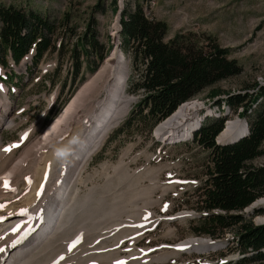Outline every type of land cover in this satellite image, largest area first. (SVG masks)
<instances>
[{"label": "rangeland", "instance_id": "rangeland-1", "mask_svg": "<svg viewBox=\"0 0 264 264\" xmlns=\"http://www.w3.org/2000/svg\"><path fill=\"white\" fill-rule=\"evenodd\" d=\"M10 1L24 7H32L40 12L57 15L71 8L75 15L74 20L78 22L77 32L82 30V19L87 16L96 2V0H0L5 3ZM121 1L122 4L127 1L131 6L133 0ZM99 2L100 7L93 12V16L96 20L98 40L105 47L110 44L111 49L113 46L111 50L109 49L108 55L106 54L108 57L115 50V43L119 39L118 31L114 28L115 22L119 20L111 9L110 0H99ZM142 4L145 14L162 18L167 22L168 29L165 38L178 29H188L202 38L210 34L220 45L228 47L229 56L235 57L242 69L235 75L217 81L213 85L216 88L222 89L223 92L237 91L243 86H250L255 80L264 82V0H149L146 4L142 1ZM114 31L116 37L112 34ZM74 36L73 34L70 37L68 43L73 41ZM121 51L129 70L125 92L132 99L128 105V113L140 91L127 90L128 82L134 76V72L130 64L129 52L122 47ZM98 64L92 68L82 65V76L76 81L71 92H69L71 83L66 79L64 84L62 82L70 65L67 58L60 59L58 65L53 54H47L36 66L31 65L29 58L12 65L15 72L14 83L6 82V85L0 81L3 84H0V91L4 89L7 93L3 94L5 95L3 97L8 99L10 106L8 111L2 109L1 114L14 119L12 126L3 127L1 130L0 160L18 157L22 148L8 151L5 149H10L12 143L13 145L20 144L23 141L21 140L22 133L30 129H33V134L29 135L27 143L35 140L66 106L80 85L102 63ZM8 72H10L8 67L0 66L1 75L6 76ZM209 88L202 89L192 97L193 100L203 103L204 107L198 111L199 115L203 118L209 113L211 115L220 114L226 116V122L236 119L241 121L240 117L244 116H238L236 111H232L225 104L221 103L220 106L214 104L215 98L223 97L224 93L220 92L210 98ZM50 113L53 116L49 121L57 114L45 125L44 122ZM127 113L111 127L99 151L97 150L92 155L84 168L85 171H82V183L76 189L82 196L86 191L90 196L95 195L96 202L91 207L97 206L99 201L107 196V203L118 209L121 221H137L141 219L143 213L148 214L147 219H144L148 222L145 227L137 229L136 233L139 237L136 235V239H129L135 227H122H128L127 233L124 232V236L117 238L119 245L117 254L115 253L113 258H128L127 256H131L130 253L135 254L137 250H145L146 252L143 253L148 258L149 264H201L202 262L218 264L220 259H235L238 252L232 247L231 230H225L220 236L211 237L207 234L196 233L190 227L193 224L192 220L198 215L194 207L197 197L196 185L205 174L203 165L207 150L191 141V132L188 135L190 137L182 140L160 142L154 136L155 127L162 122H159L160 120L149 130L145 125H138L139 123L133 121L131 127L120 131V125L127 117ZM216 141L218 142L217 139ZM261 148L264 149V140L261 142ZM263 161L264 154L251 160L253 164ZM108 174L111 178L107 177ZM109 181L111 184L104 188L103 185L110 183ZM106 191L109 192L102 195ZM258 209L254 213V210L247 212L243 208L241 212L250 216L253 222H257L258 218L264 219V209L262 207ZM180 212L190 213V215L173 217L174 214ZM102 214L97 211V217ZM82 218L77 217L76 221ZM144 220L142 222H145ZM125 224L132 225L133 223ZM111 225L112 223H107L105 229ZM89 226V230L86 229L89 237H86L85 243L83 242V248L94 244L93 249L97 251L115 246V239L112 237L95 244L99 237L98 233L101 232L92 225ZM191 238L208 241L210 239L214 241L211 245L215 247L201 251L173 249V245ZM61 241H64L62 237L57 238L58 243ZM131 241H133L132 245ZM97 256L89 258L102 263L105 261Z\"/></svg>", "mask_w": 264, "mask_h": 264}, {"label": "trees", "instance_id": "trees-1", "mask_svg": "<svg viewBox=\"0 0 264 264\" xmlns=\"http://www.w3.org/2000/svg\"><path fill=\"white\" fill-rule=\"evenodd\" d=\"M110 1L115 12L117 0ZM142 1L146 4L149 0H133L131 6L125 1L119 12V50L122 47L129 52L134 72L127 90L140 91L120 131L131 127L133 121L149 130L206 87H210L208 94L213 98L223 92L213 85L242 69L240 62L229 56L228 47L210 34L202 38L194 31L178 29L165 38L167 22L145 14ZM99 7L96 0L82 19V30L77 32L78 22L71 8L57 15L12 1L0 2V66L10 70L6 76L0 74V80L14 83L11 63L18 64L24 55L30 54V63L36 66L45 55L53 54L58 65L63 57L70 63L62 82L66 79L71 83V92L82 76V65L92 68L103 63L110 49V44L105 47L97 37L93 12ZM73 34V41L68 43ZM223 93L214 104H225L244 116L247 132L234 141L217 143L226 122V116L220 114L205 115L192 131L191 141L207 153L205 174L196 185L194 207L198 215L190 227L211 237L232 231V247L240 255L219 264H264V222L254 223L241 212L264 197V161L251 162L264 154V82L255 80L250 86ZM51 113L45 125L58 112L49 121Z\"/></svg>", "mask_w": 264, "mask_h": 264}, {"label": "bare ground", "instance_id": "bare-ground-1", "mask_svg": "<svg viewBox=\"0 0 264 264\" xmlns=\"http://www.w3.org/2000/svg\"><path fill=\"white\" fill-rule=\"evenodd\" d=\"M114 28L118 30L117 21ZM112 34L116 37L115 31ZM115 46V50L80 85L66 106L35 140L27 143L29 135L33 134V129H30L24 132V138L21 136L23 141L20 144L10 145V150L22 148L18 157L0 160V264H111L116 260L113 257L118 250L117 238L124 236L128 227H135L134 231L129 229L133 233L128 237L134 240L138 236L137 229L147 224L148 220H144L147 219L146 212L137 221H121L118 209L107 203V196L97 206L91 207L96 202L95 195L90 196L86 191L82 196L76 191L82 183L85 166L102 145L111 127L127 113L132 99L125 92L128 64L119 50V44ZM3 94H7L4 89L0 91V146L2 128L14 124V119L1 114L2 109H10ZM203 107V103L197 100L181 104L169 117L156 124L155 138L165 143L190 137L192 128L202 119L198 111ZM243 129V120L227 121L217 140L228 141ZM107 177L111 178V175ZM108 184L111 182L103 187ZM256 207L264 209V197L244 209L251 212ZM96 210L103 214L97 217ZM182 214L178 215L181 217ZM80 216L82 220L76 221ZM107 223L112 225L105 229ZM89 225L101 232L95 244L112 237L115 246L97 251L93 249L94 244L83 248V242L89 237L86 231ZM59 237L64 241L58 243ZM210 241L191 238L176 245L183 250L201 251L215 247L211 245L214 241ZM144 251L130 253L128 258H122V264H149ZM93 256L102 257L107 262L91 260L89 257Z\"/></svg>", "mask_w": 264, "mask_h": 264}, {"label": "water", "instance_id": "water-1", "mask_svg": "<svg viewBox=\"0 0 264 264\" xmlns=\"http://www.w3.org/2000/svg\"><path fill=\"white\" fill-rule=\"evenodd\" d=\"M122 7V1L121 0H117V9L115 11V16L118 17L119 19V12H120V9ZM119 31V22H118V30ZM118 45L119 44V39H117V43H115V45ZM243 120V123H244V129L242 131H240L239 133L235 134L230 140L228 141H224V142H217V143H220V144H223V143H227V142H230V141H234L235 139L239 138L240 136L244 135L246 132H247V124H246V120L245 118H241ZM199 123H197L193 128H192V131L195 130L197 127H198ZM162 142V141H161ZM163 143V142H162ZM259 207H256L255 209H258ZM185 216H189L190 213H185L184 214ZM261 222H264V219H261V220H257V222L255 223H261Z\"/></svg>", "mask_w": 264, "mask_h": 264}, {"label": "snow or ice", "instance_id": "snow-or-ice-1", "mask_svg": "<svg viewBox=\"0 0 264 264\" xmlns=\"http://www.w3.org/2000/svg\"><path fill=\"white\" fill-rule=\"evenodd\" d=\"M6 151H8V150H10V149H5ZM5 186H7V185H5Z\"/></svg>", "mask_w": 264, "mask_h": 264}]
</instances>
